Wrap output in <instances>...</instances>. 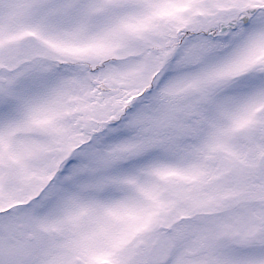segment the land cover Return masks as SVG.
Wrapping results in <instances>:
<instances>
[{
	"label": "snow or ice",
	"instance_id": "1",
	"mask_svg": "<svg viewBox=\"0 0 264 264\" xmlns=\"http://www.w3.org/2000/svg\"><path fill=\"white\" fill-rule=\"evenodd\" d=\"M0 264H264V0H0Z\"/></svg>",
	"mask_w": 264,
	"mask_h": 264
}]
</instances>
